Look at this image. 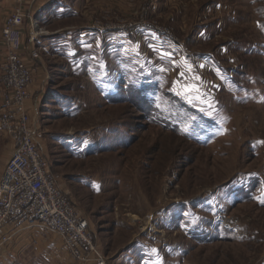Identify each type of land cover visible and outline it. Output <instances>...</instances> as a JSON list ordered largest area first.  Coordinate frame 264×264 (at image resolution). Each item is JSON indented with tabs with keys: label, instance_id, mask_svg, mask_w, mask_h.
<instances>
[{
	"label": "rangeland",
	"instance_id": "obj_1",
	"mask_svg": "<svg viewBox=\"0 0 264 264\" xmlns=\"http://www.w3.org/2000/svg\"><path fill=\"white\" fill-rule=\"evenodd\" d=\"M51 2L30 123L107 264H264V0ZM34 233L4 264H80Z\"/></svg>",
	"mask_w": 264,
	"mask_h": 264
},
{
	"label": "built area",
	"instance_id": "obj_2",
	"mask_svg": "<svg viewBox=\"0 0 264 264\" xmlns=\"http://www.w3.org/2000/svg\"><path fill=\"white\" fill-rule=\"evenodd\" d=\"M23 1L16 0L1 28L0 133L12 151L0 174V253L20 232L37 228L57 236L77 263L107 264L88 221L78 215L50 172L30 123L32 72L21 47L22 28L31 18Z\"/></svg>",
	"mask_w": 264,
	"mask_h": 264
},
{
	"label": "crops",
	"instance_id": "obj_3",
	"mask_svg": "<svg viewBox=\"0 0 264 264\" xmlns=\"http://www.w3.org/2000/svg\"><path fill=\"white\" fill-rule=\"evenodd\" d=\"M14 1L15 0H0V15L4 16L5 18L9 14H11L14 7L16 6ZM51 1L54 0H25L24 2L25 9H27L28 12L30 11L29 13L31 16H34L35 14L39 13L47 4L52 3ZM24 28L26 29L27 27L24 26ZM23 30L24 29L22 28L21 55L29 67H35L36 63H38V55L34 47V37L32 36L29 37V33L27 30V35H26L27 40L25 41ZM24 41L26 44L24 43ZM1 51H2V46H1ZM33 53L36 54L35 58H32ZM38 86L39 84L37 78L36 76L33 75V82L29 89V93L31 97H33L32 95H34V93L37 91ZM34 231H37V229L31 228L20 232L19 236H17L14 239V241L4 251L0 253V264H4V262L12 259L13 257L22 255L26 251H28L29 248L27 246L30 244L31 241L36 240L35 235L37 234H35Z\"/></svg>",
	"mask_w": 264,
	"mask_h": 264
}]
</instances>
